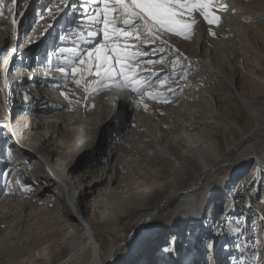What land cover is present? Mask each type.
<instances>
[{
	"label": "bare ground",
	"instance_id": "1",
	"mask_svg": "<svg viewBox=\"0 0 264 264\" xmlns=\"http://www.w3.org/2000/svg\"><path fill=\"white\" fill-rule=\"evenodd\" d=\"M21 1L16 0V3ZM255 1H257L256 4L262 6L261 0ZM242 2L244 3V1ZM263 8L262 6L261 10L254 9L253 11L244 6L241 18L244 20L246 18L255 20L264 18ZM20 14L19 11L18 16ZM76 15L79 16V12H76ZM77 21L82 25L96 24L91 18H79ZM33 29L35 33L37 29ZM13 31L12 39L15 38V35L23 34L24 28H14ZM220 31L217 30L216 33ZM34 33L30 37H24L22 44H17L14 39L7 47V51L4 50L0 55V119L4 120L8 126L7 131L10 134H7L9 136L4 141L9 143L11 157H15L17 162H25L19 163L15 170L19 175L23 171L25 172L23 182L20 183L16 195L29 193L34 198V203L31 204L21 195L18 197L21 200L17 202H20L22 212L32 205L34 206L32 212H35V209L37 213L46 210L47 214H51V218L56 222L48 223L47 235L50 239L44 249L46 252L38 249L29 261H25V264H187L189 262L187 260L191 258L188 254L192 253L194 249L197 253H202L207 240L203 244L201 238L204 236L209 238V235L216 237V255L221 253L219 250L225 246L222 254L224 253L226 258L235 256L236 250L230 245L232 234L222 233L227 218L217 215L219 206L217 198L222 193L220 191L221 181H214L205 187L200 186L196 180L201 176H208L217 169L224 151L233 149L241 142L264 136V79H260L256 74L250 77L245 85L238 87L240 93L236 95L235 102H227L232 117L229 123L216 122V120L209 123L210 118H205L197 112L190 114L192 115L190 117H178L176 120L168 117L159 119L154 115L157 106L156 109H151L152 105L146 104L143 100L140 101L128 91L108 90V93L106 92V95L109 96L108 105L111 99L113 105H109L105 118L109 121L116 119V108L121 103L128 102L133 103L134 118L125 140L120 144L112 145L106 156L99 155V152L94 148L97 131L93 133V136L90 135L93 124L90 120L91 114L88 112V103H85L84 107L78 108V111L68 114L66 109L69 104L64 99L57 98L59 95L57 96L55 90H52L54 87L52 84L55 83L48 81L53 77V74L50 75L51 73L47 72L52 77H45L46 73L41 65L30 70L34 77L33 80L25 81L15 74L17 65H21L28 71L30 69V62L25 61L23 57L36 46V43L31 41ZM0 39H6L2 31H0ZM67 40L69 43L70 39ZM133 40L134 36L130 37V41ZM140 43L142 48L157 49L154 54L150 55L153 58L161 56L165 52H175L177 48L175 43L169 41L168 37L155 40L153 37L142 38ZM162 43L165 45L164 48L161 46ZM260 43L264 44L263 35ZM198 45L201 49L200 52L196 48L193 53L191 47L182 45L176 55L178 54L181 59H186V56H189L190 59L188 58L187 62L192 61L193 64L198 63L207 68L211 63V56L214 57L213 51L206 45L204 37L200 39ZM56 50L59 53L62 52L59 48ZM142 55L140 54V56ZM144 56L149 55L145 54ZM259 63L262 68L261 72L264 74V54ZM166 70V67H159L155 61H151V63L137 67L136 74L143 78L147 77L146 80L153 81L157 75L161 76ZM203 73H196V78L203 79L204 76L201 77ZM252 73L256 72L252 71ZM172 74L169 79L173 81L175 77L181 75V70ZM204 79L209 82L208 76ZM182 83L183 85H173L175 87L173 91L178 92L179 87L185 86L184 82ZM190 84V88L196 93L198 90L195 91L193 87L197 83ZM216 87V83L214 86H210L212 93L217 90ZM16 88L20 89L17 91L18 97L25 95L27 100L29 99L27 105L20 109L7 105V102L10 104L11 101L10 97L7 98L8 93L13 96ZM21 88L24 89L22 92ZM194 92L193 94H195ZM200 92L199 90V94ZM199 94L197 93V95ZM50 96L54 100L58 99L54 104L55 113L50 119L49 117H39V100ZM190 98L195 97L190 96L188 100ZM17 99L19 100V98ZM195 103L206 108L205 102L197 100V98H195ZM147 109L151 112V116L148 115L149 118L145 116ZM182 109L184 108L182 107ZM18 110L24 112L18 114ZM51 123H54V126H51ZM210 124H215L218 128L217 131L210 129ZM75 130L77 132L76 142L72 146L71 131ZM233 134L237 136L236 139L232 137ZM24 135L27 139L24 138ZM31 142H34L32 146ZM38 149L44 150L42 155L45 158L40 157ZM83 154L95 157L91 159V163L87 165L88 168L82 174L76 175L78 171L76 163ZM248 155L250 156V154ZM244 157L248 156L244 155ZM251 158L242 162L240 167L247 165ZM254 158L257 160V156ZM35 162L37 163L35 164ZM56 162H58V168L54 165ZM31 169L34 170V174L29 173ZM261 174H264V167H256V179ZM28 183L30 184L27 185ZM248 184V181H245L238 186L239 188L241 185L245 187L238 189L240 195L244 194L242 190H249ZM231 188L233 189V187ZM9 189L13 190L14 188L10 187ZM11 192L0 198V205L3 206L14 198L15 195H10ZM48 194L50 198L47 199ZM181 195H184L183 200L161 225L160 232H168L167 239L171 238L170 242L167 240L166 243H163L162 237L159 236L156 241L150 237L152 239H149L150 241L144 246L138 241L139 239H133L131 243L120 247V240L118 237L116 240L113 235L116 230V227L113 226L119 217L129 216L136 211L149 208L151 203H157L156 209L159 211L171 200ZM210 197L215 201L208 205V210L205 212L204 205ZM250 198V193L246 194V201L249 202ZM66 200L68 206L65 204ZM229 201L230 199L225 208L227 213L234 212L236 209V204ZM262 202H264V196ZM243 210L245 214L249 212L244 207ZM154 218L155 212L148 211L139 221L138 226L144 228ZM185 227H189L190 242L193 243L197 240L195 244H187L188 247L184 243L185 238H183ZM199 227L202 228L199 229ZM119 229L122 228H117V230ZM59 252L62 257L60 256V259L57 260L58 256L56 255ZM110 260L113 262L110 263Z\"/></svg>",
	"mask_w": 264,
	"mask_h": 264
},
{
	"label": "rangeland",
	"instance_id": "2",
	"mask_svg": "<svg viewBox=\"0 0 264 264\" xmlns=\"http://www.w3.org/2000/svg\"><path fill=\"white\" fill-rule=\"evenodd\" d=\"M242 1H244V3ZM12 2V0H0V29H2L0 31L6 36L5 40L0 39V55L4 50L7 51V47H9L14 39L17 44H22L24 42V37H30L31 34L34 33L33 28L37 29L34 35H32L31 40L36 43V46L23 57L25 61L28 60L30 62V69L28 71L21 65H17V67H15V74L17 73L25 81L33 80L34 77L30 70L40 67L41 65L43 71L46 73H44L46 75H44L45 77H52L50 75L53 74V77L49 78L48 81L55 83L54 85L52 84V87L54 86L52 90H55L57 96L59 95L57 98L59 99L60 97L69 104L66 109L68 114L78 111V108L80 109L85 103H88V112L91 114L90 120L93 124V130H91L90 135L93 136V133L97 131L94 148L99 152V155L103 154L106 156L108 149L112 145L120 144L125 140L134 118L132 102L121 103V105L116 108V119L113 121H109L105 118L106 112L109 110V105H113L112 99L109 101L108 105L109 96L106 95L108 90L117 92L128 91L131 94L133 93L140 101L143 100L146 104L152 105L151 109H156L157 106L154 115L159 119L168 117L172 120H176L178 117H190L192 116L190 114L197 112V114L205 118H210L209 123L214 122V120H216V122L229 123L232 117L230 116L229 112H231V109L227 106V102H235L236 95L240 93L238 87L245 85L250 77L256 74L260 79H264V74L261 72L262 68L259 63L264 54V44L260 43L262 35L264 36V18H260L259 20H255L254 18H246L244 20V18H241L244 6H246V9L253 11L255 9L259 11L260 8L262 9V6L264 7V0H261L262 6L256 4L257 1L255 0H212L209 9L210 14L216 15L220 19L217 23L211 25L204 20L200 12L194 11L191 15L185 12V21L193 23V28L187 34V38L170 31L163 33L152 31L148 33L141 28L140 41L142 38H145V36L148 38L155 37V39L168 37L169 41L171 40L172 43H175V47H177L175 52H165L158 57L153 58L150 56L154 54V52L151 51L153 47L142 48L139 40L134 39L130 41L129 38L127 41L124 39L118 41L120 45H127V48L122 50H126L129 53H137L133 61L135 72L137 67L145 65L149 63V61H155L159 67H166L167 69L166 72L159 76L160 78L158 80L155 79L151 81L150 85L145 87L143 95L134 93L123 78L104 80L102 77L95 74L94 68L91 72L88 71V69L92 67V65L87 62L88 58L86 55L87 51L91 50V45L88 43L90 39L87 35L88 32H100L96 40L100 43H104V41L102 31H100V28H98L96 24L82 25L77 21V19H79V16L76 15V12H79L78 10L74 11L71 8H66L65 11L53 21L49 16L48 9L64 7L61 0H51V2L50 0H22L18 4ZM69 3H72V1L69 0ZM19 11L21 12L20 16H18ZM13 19H17L15 24H13ZM18 27L24 28V32L19 36L15 35V38L12 39L11 35L14 32L13 29H18ZM217 30L221 31L216 33ZM212 33H216L217 35H213ZM133 36H135V33ZM202 37H204L206 45L213 51L214 56H211V63L208 64L207 68L202 67L198 63L193 64L192 61L187 62L190 59L189 56H186V59H181L178 54L176 55V53H179L178 49H180L182 45L191 47L193 53H195L196 48L197 51L200 52L201 49L198 43ZM67 39H70L69 43ZM144 42L149 43L146 41ZM57 48L64 49V51L59 53V51L56 50ZM140 54L143 55L140 56ZM145 54L149 56H144ZM80 58L85 59L86 63L84 65L79 64L78 59ZM70 61L72 63H70ZM136 61H138V63H136ZM61 67L65 69V72L62 73L59 71ZM72 67L80 68L82 71L72 73ZM21 70L22 72H20ZM180 70L181 75L175 77L173 81L169 79L170 75H173L172 73L175 74ZM252 71L256 73H252ZM47 72L51 74L49 75ZM199 72L201 74L202 72L205 73L201 75V77L204 76L203 79L200 77L196 78V73L199 74ZM35 74L37 73L35 72ZM113 75H115V73H113ZM207 76L209 77V82L204 79ZM193 77H195L196 80ZM145 78L139 76V80L137 81L138 85L143 84L146 80ZM51 82H49V84H51ZM182 82H184L185 86L179 87L178 92L173 91V89H175L173 85H183ZM194 82L197 83V85L193 87L195 91L198 90L196 93L190 88V83ZM215 83L217 84V90L212 93L210 86H214ZM21 89L22 92L24 89ZM18 90L20 89H15V93L11 100L13 107L16 109L23 108L27 105L26 103L29 100H27L25 95L18 97ZM199 90L201 91L200 94ZM193 92L195 94H193ZM148 93H158L159 99H152ZM197 93L199 95H197ZM190 96L205 102L204 105H206V108L196 105L195 98H190L188 100ZM17 98H19V100ZM57 98L54 100V98L50 96L39 100L38 107H40V110L38 116L43 118L49 117L50 119L56 111L54 104L58 100ZM182 107L184 109H182ZM148 115L149 117L151 116L149 109L145 111V116L147 118H149ZM35 116L36 115H34V117ZM146 121L148 122V119ZM52 125L54 126V123H51V126ZM7 127L4 120L0 119V198L5 197L8 192L12 191L10 195H15L13 196L15 200L13 198L3 206L0 205L2 206L0 207V264H19V262L20 264H25V261H29L36 254L38 249L46 252L44 249H46L47 241L50 239L47 235L49 231L47 228L49 225L48 223L56 222L51 218V214H47L46 210L37 213L35 209V212H32L34 209L32 205H30L26 211L22 212V206L20 202H17L21 199L19 200L18 197L22 195L21 197L25 198L31 204L34 203V198L32 195H29V193H24L25 195H16L17 189L20 188V183L23 182L25 172L23 171L19 175L15 170L19 166V163H23L24 161L17 162L15 157L9 155L11 148L8 147L9 143L4 141L10 135L7 131ZM209 128L214 131L218 129L215 124H210ZM76 134V130L71 131L70 141L72 142L71 145L73 144L72 146H74L76 142ZM232 137L236 139L237 136L233 134ZM33 144L34 142H31V146ZM43 151L42 149L37 150L41 158H45L42 155L44 153ZM248 154H250V156ZM244 155L248 157H244ZM256 156L257 160L254 158ZM94 157L95 156L84 154L80 156L76 163L78 168L76 175L82 174L88 168L87 165L91 163V159ZM250 157H252L251 161L247 165L240 167L241 163L245 162V160H248ZM36 163L37 162H35V164ZM54 165L56 168L59 167L57 166L58 162ZM256 167H264V136L261 138L249 139L248 141L237 144L231 150L224 151L217 169L208 176H201L196 180L200 186L205 187L207 184L214 181H221L220 191L222 193L217 198L219 203L217 215H223L227 218V222L223 225L222 233L228 232L232 234L233 238L230 245L236 250V255L233 257L227 256L226 258L224 253L222 254L225 246L219 250L221 253L216 255V237L209 235V238H206V236L201 238L203 244H205L207 240L202 253H197L194 249L192 253L188 254L191 258L187 260V262L189 261L187 264H264V202H262L264 196V174H261L260 177L256 179ZM32 170L33 169L29 172L30 174H34V170ZM16 175H18V177H16ZM245 181L249 183V190H242L244 194L240 195V190L238 189L245 187L241 185L239 188L238 186ZM230 183H232L231 186H229ZM29 184L30 183L27 185ZM10 187L14 189L10 190ZM231 187H233V189ZM248 193L251 195L249 202L246 201V194ZM183 197L184 195L177 196L159 211L156 209L157 203H151L149 208L141 209L129 216L119 217L113 227H116V230L119 227L122 229L115 230L113 235L116 237V240L117 237L120 240V247H124L131 243L133 239H139L138 241L144 246L150 241L149 239L154 238L156 241L159 236L162 237L163 243H166L167 240L170 242L171 238L167 239L168 232H160L162 230L161 225L162 222L175 211L179 203L183 200ZM46 198H50L49 194ZM204 199L205 197L203 196V200ZM229 199L230 203L236 204V209L234 212L227 213L225 208L228 205ZM214 201L215 200L210 197L209 200L205 202V212L208 210V205H211ZM65 204L68 206V201ZM243 207L249 211L248 213H250V215H247L248 213H243ZM2 208L4 209L1 210ZM148 211L155 212V218L154 220H150L144 228H140L138 223L144 218ZM201 228L202 227H199V229ZM188 230L189 227L183 229V238H185L184 243L185 245L195 244L197 240L193 243L190 242L188 235L190 230ZM210 241L214 243L213 247H209ZM56 256H58L57 260H59L61 252ZM112 262L113 260H110V263Z\"/></svg>",
	"mask_w": 264,
	"mask_h": 264
},
{
	"label": "snow or ice",
	"instance_id": "3",
	"mask_svg": "<svg viewBox=\"0 0 264 264\" xmlns=\"http://www.w3.org/2000/svg\"><path fill=\"white\" fill-rule=\"evenodd\" d=\"M15 2L16 0H13V3ZM61 3L64 7L48 9L49 16L53 21L66 8H71L74 11H79V18H91L102 31L104 43L96 40L100 32L89 31L87 34L90 38L88 43L91 45V50L87 51L86 54L87 62L92 65L88 71L91 72L94 68L95 74L104 80L123 78L134 93L141 95H143L145 87L150 85L151 81L145 80L143 84L138 85L139 76L133 68L134 57L137 53L122 50L126 49L127 45H120L118 41L121 39L127 41L130 37H133L134 33V39L139 40L141 28L148 33L152 31L159 33L170 31L187 38V34L193 28V23L185 21V12L189 15L194 11L200 12L204 20L210 25L217 23L220 19L218 16L210 14L209 9L212 0H72V3H69V0H61ZM15 23L16 21L13 19V24ZM212 34L215 35V33ZM147 38L145 36V39ZM153 40H155V37H153ZM161 46L165 45L162 43ZM60 51L63 52L64 49ZM152 51L155 52L157 49L153 48ZM78 62L80 65L86 63L85 59L82 58L78 59ZM70 63L72 62L70 61ZM59 71L63 73L65 69L61 67ZM71 71L77 73L82 70L72 67ZM159 78V75L155 77L156 80ZM148 95L152 99H159L158 93H148ZM213 246L214 243L210 241L209 247Z\"/></svg>",
	"mask_w": 264,
	"mask_h": 264
},
{
	"label": "water",
	"instance_id": "4",
	"mask_svg": "<svg viewBox=\"0 0 264 264\" xmlns=\"http://www.w3.org/2000/svg\"><path fill=\"white\" fill-rule=\"evenodd\" d=\"M4 54L1 56V59L3 58Z\"/></svg>",
	"mask_w": 264,
	"mask_h": 264
}]
</instances>
